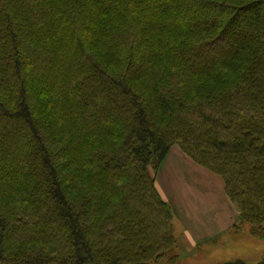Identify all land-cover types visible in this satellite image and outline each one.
Instances as JSON below:
<instances>
[{
    "label": "trees",
    "instance_id": "obj_1",
    "mask_svg": "<svg viewBox=\"0 0 264 264\" xmlns=\"http://www.w3.org/2000/svg\"><path fill=\"white\" fill-rule=\"evenodd\" d=\"M173 147L264 240V0H0V264H174Z\"/></svg>",
    "mask_w": 264,
    "mask_h": 264
},
{
    "label": "crops",
    "instance_id": "obj_2",
    "mask_svg": "<svg viewBox=\"0 0 264 264\" xmlns=\"http://www.w3.org/2000/svg\"><path fill=\"white\" fill-rule=\"evenodd\" d=\"M157 186L173 208L174 225L183 231L184 254L190 249L191 255L201 241L222 237L238 219L239 212L228 198L222 179L198 166L177 147L162 163Z\"/></svg>",
    "mask_w": 264,
    "mask_h": 264
},
{
    "label": "rangeland",
    "instance_id": "obj_3",
    "mask_svg": "<svg viewBox=\"0 0 264 264\" xmlns=\"http://www.w3.org/2000/svg\"><path fill=\"white\" fill-rule=\"evenodd\" d=\"M159 193L161 194L160 191ZM161 196L164 201L169 202L162 194ZM175 222L176 215L174 213ZM177 225L179 224L177 223ZM174 232L179 240V246L173 253L178 256V260L174 264H224L239 259L244 260L248 264H257L264 260V240L253 237L248 227H244L238 233L230 229L222 237L201 241L191 255H189L190 249L186 248L188 249V254H184V250L181 248V236L183 233L181 228L174 225ZM166 260L161 261L159 264H169Z\"/></svg>",
    "mask_w": 264,
    "mask_h": 264
}]
</instances>
